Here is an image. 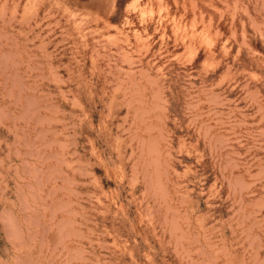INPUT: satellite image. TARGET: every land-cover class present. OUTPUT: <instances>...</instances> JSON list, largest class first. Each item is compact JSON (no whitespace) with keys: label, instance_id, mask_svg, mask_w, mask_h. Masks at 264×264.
Here are the masks:
<instances>
[{"label":"rangeland","instance_id":"1","mask_svg":"<svg viewBox=\"0 0 264 264\" xmlns=\"http://www.w3.org/2000/svg\"><path fill=\"white\" fill-rule=\"evenodd\" d=\"M0 264H264V0H0Z\"/></svg>","mask_w":264,"mask_h":264},{"label":"bare ground","instance_id":"2","mask_svg":"<svg viewBox=\"0 0 264 264\" xmlns=\"http://www.w3.org/2000/svg\"><path fill=\"white\" fill-rule=\"evenodd\" d=\"M203 35V34H202Z\"/></svg>","mask_w":264,"mask_h":264}]
</instances>
